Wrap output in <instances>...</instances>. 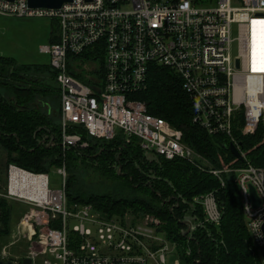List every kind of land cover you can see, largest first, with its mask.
Wrapping results in <instances>:
<instances>
[{
    "label": "built area",
    "instance_id": "1",
    "mask_svg": "<svg viewBox=\"0 0 264 264\" xmlns=\"http://www.w3.org/2000/svg\"><path fill=\"white\" fill-rule=\"evenodd\" d=\"M0 15L57 22L56 38L41 51L50 55V79L59 84L58 144L63 151L87 148L90 140L136 139L146 152L168 160L185 159L211 173L221 188L233 184L258 264H264V165L254 164L243 144L244 138L264 128V71L260 70L264 0H66L59 9L32 8L28 0H0ZM234 26L237 38H233ZM236 39L238 53L233 55ZM97 50L103 58L102 70L86 74L76 64ZM152 66L180 78L193 123L211 136L226 138L227 147L234 144L244 161L229 150L234 162L213 167L183 141L175 124L149 112L136 94L146 88ZM8 165L7 178L0 181V199L26 207L17 222L19 239L31 243L22 261L30 257V264H167L170 245L164 242L168 239L157 226L158 219L149 222L152 214H145L144 222L132 223L127 214L110 216L90 204L70 202L65 165L56 167L63 181L57 189L50 187L48 171ZM17 172L40 176L42 188L20 185L13 191ZM217 192L193 197L205 221L215 226L223 218ZM187 224L195 227L191 221ZM171 250L178 254L177 246ZM175 264H181L179 254Z\"/></svg>",
    "mask_w": 264,
    "mask_h": 264
},
{
    "label": "trees",
    "instance_id": "2",
    "mask_svg": "<svg viewBox=\"0 0 264 264\" xmlns=\"http://www.w3.org/2000/svg\"><path fill=\"white\" fill-rule=\"evenodd\" d=\"M14 61L0 57L1 68L11 67L9 77H5L0 68V89L11 91L16 100V103L8 102L0 95V144L9 151V155L16 153L9 158L11 163L33 172H47L45 163L48 157H52L51 165H65L68 172H71V167L93 169L109 182L108 189L78 188L73 192L76 176L71 172L66 182L69 201L90 204L110 216L124 217L128 211L158 216L163 221L162 230L178 242L181 264H258L233 184L228 183L221 188L214 175L185 159L168 160L158 155L162 163L149 160L136 139L129 142L123 137L103 142L90 140L87 148L63 151L58 144L59 123L47 122L46 114L36 104L38 93H59L46 83V77L50 78L52 73L45 74L48 68L38 66H15ZM136 97L146 103L150 113L175 124L183 141L213 167L222 168L229 159H234L227 148L226 138L211 136L193 123L188 95L180 78L171 70L152 66L146 88ZM81 132L86 138L85 132ZM263 136L264 128L260 127L255 134L243 140L245 149L258 144L254 150L257 163L252 159L256 165L264 164ZM213 189H218V202L223 208L221 224L207 223L205 229L209 227L211 231L200 226L194 233H186L188 217L204 215L200 205L192 203L193 197ZM6 204V200L0 199L5 224L14 212ZM3 229L0 235L2 231H8V225Z\"/></svg>",
    "mask_w": 264,
    "mask_h": 264
},
{
    "label": "rangeland",
    "instance_id": "3",
    "mask_svg": "<svg viewBox=\"0 0 264 264\" xmlns=\"http://www.w3.org/2000/svg\"><path fill=\"white\" fill-rule=\"evenodd\" d=\"M56 33L57 22L50 18H22L0 15V57H13L14 59L11 60H15V66H38L48 68L45 69V74H47L48 72L53 73V70L50 67L51 57L49 54L42 52L41 47L45 44H49L52 38L55 39ZM237 36L238 28L237 26H234L233 38H237ZM237 53L238 42L236 39L233 43V55H236ZM95 55H97L98 58H96ZM14 62L12 63L14 64ZM76 66L78 68L85 69L86 74L90 75V73H92L97 75V71L102 70L103 58L98 50L94 52V54L93 52H90L84 58L79 60ZM46 79L50 78H48L47 76ZM0 91L2 93L0 95L5 98L8 102L16 103L15 96L12 95L11 91L6 90L4 88L2 90L0 89ZM43 103H45V105H43L42 107ZM36 104L38 106H41V111L46 114L47 122L51 120V123L58 125L59 115L61 111V100L59 93H57L56 91H44L41 94L38 93V95H36ZM262 142H264L263 139ZM255 146H258V144H254L250 147L247 146L246 148L248 156L250 157V159H253V161H255L254 159L257 157H255L254 155ZM145 155L149 160H154L155 162H159V164L162 163V158L152 152H145ZM14 156H16V153L9 155V151L2 144H0V181L7 178V168L9 166L8 164L11 163V160L9 161V158H12ZM51 158L48 157V160L45 164L48 167L50 187L52 189H57L62 186L63 181L62 176L57 172L56 166L50 164ZM233 162L234 159L232 158L229 159L228 163ZM71 172L67 171L66 177L70 176L71 174H74L76 176V182L72 189L73 192L78 188L84 190H104L106 188L105 190H107V186L110 185L108 184V181L100 177L98 173H94L93 169L89 167H71ZM153 177L154 176H152V178ZM192 203L195 204L193 202V199ZM6 205L10 206L11 209L13 208L14 212L11 217H9L6 221V224L8 225V231H2V235H0V258L5 255V259H14L22 261L24 252H26L31 246V243L27 240V238L21 237L19 239L17 233V222L19 221L26 207L21 204V202L14 200L8 201ZM200 208L202 209L201 206ZM145 214L146 213L136 214L128 211L126 216L132 223H136L142 221L143 219L141 218ZM2 216L3 214H0V230H4L3 228L4 226H6L4 217ZM150 216L153 219H150L149 222L154 223L155 219H158L157 226L160 230H162L163 221L158 216ZM187 221H191L195 227L191 229V227H189V224L186 223L188 225V229L185 230L186 233H194L195 229L200 226H204V230L211 231L209 227H206L205 229V226L208 225L205 221L204 215H202L201 217H188ZM163 234L166 235L168 239V241L164 242L170 245V250L167 253V264H175L178 260V254L175 250H171V248L176 247L178 245V242L170 238L167 235L166 231L165 233L163 232ZM189 252L190 251L188 250L187 254H189Z\"/></svg>",
    "mask_w": 264,
    "mask_h": 264
},
{
    "label": "water",
    "instance_id": "4",
    "mask_svg": "<svg viewBox=\"0 0 264 264\" xmlns=\"http://www.w3.org/2000/svg\"><path fill=\"white\" fill-rule=\"evenodd\" d=\"M13 1V0H11ZM66 0H28L29 6L32 8H48V9H59L63 6ZM91 1V0H88ZM1 73L5 77H9L11 73V67L4 66L1 68ZM46 83L48 85H51L55 89H59V84L55 80H46ZM97 90L99 88L96 87ZM230 152L240 161H244V157L239 151V149L234 145L230 144V146L227 147ZM251 193L254 199V204L258 206L260 204L259 198L257 196V193L254 189V187H251ZM188 222V221H187ZM32 262V258L25 257L23 258V261L19 264H30ZM0 264H17L12 259H4L0 258Z\"/></svg>",
    "mask_w": 264,
    "mask_h": 264
},
{
    "label": "bare ground",
    "instance_id": "5",
    "mask_svg": "<svg viewBox=\"0 0 264 264\" xmlns=\"http://www.w3.org/2000/svg\"><path fill=\"white\" fill-rule=\"evenodd\" d=\"M257 30L255 29V34L257 36ZM42 179L40 176H30L28 174H23L21 172H17L14 173L13 175V181H12V190L13 191H17V187H19L20 185L26 186L28 187L30 190H32V188H42ZM31 193L32 196L37 197L36 193H34V191H29ZM36 194V195H34Z\"/></svg>",
    "mask_w": 264,
    "mask_h": 264
},
{
    "label": "snow or ice",
    "instance_id": "6",
    "mask_svg": "<svg viewBox=\"0 0 264 264\" xmlns=\"http://www.w3.org/2000/svg\"><path fill=\"white\" fill-rule=\"evenodd\" d=\"M257 23L256 21L253 22V24ZM262 24H264V21L260 22ZM255 43H256V37H255V30L253 31V58L255 60V56H256V48H255ZM261 58H262V63H264V42H262L261 45ZM261 71H264V67H262L260 69Z\"/></svg>",
    "mask_w": 264,
    "mask_h": 264
},
{
    "label": "crops",
    "instance_id": "7",
    "mask_svg": "<svg viewBox=\"0 0 264 264\" xmlns=\"http://www.w3.org/2000/svg\"><path fill=\"white\" fill-rule=\"evenodd\" d=\"M11 59H14L13 57H10Z\"/></svg>",
    "mask_w": 264,
    "mask_h": 264
},
{
    "label": "flooded vegetation",
    "instance_id": "8",
    "mask_svg": "<svg viewBox=\"0 0 264 264\" xmlns=\"http://www.w3.org/2000/svg\"><path fill=\"white\" fill-rule=\"evenodd\" d=\"M52 76V75H51ZM51 80V79H50Z\"/></svg>",
    "mask_w": 264,
    "mask_h": 264
}]
</instances>
